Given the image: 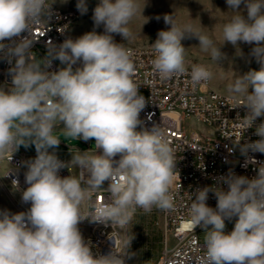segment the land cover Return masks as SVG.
<instances>
[{
	"label": "clouds",
	"instance_id": "1",
	"mask_svg": "<svg viewBox=\"0 0 264 264\" xmlns=\"http://www.w3.org/2000/svg\"><path fill=\"white\" fill-rule=\"evenodd\" d=\"M54 2L0 0V59L9 63L11 77L10 84L0 86V157L21 146L36 151L23 162L27 187L21 200L30 208L19 213L0 210V264H125V257L136 255L129 251L133 238L123 241V251L115 244L109 254L94 255L78 225L90 220L124 229L137 209L176 210L174 149L163 127L142 126L139 116L146 100L135 82V54L124 43L133 38L129 24L139 10L138 0H100L93 20L103 25V34L92 31L59 45L49 42L47 54L37 60L31 51L32 31L48 23ZM226 4L234 14L222 27L219 46L191 23L180 24L166 14L164 23L170 27L159 31L151 44V66L161 80L186 73V39L196 38L215 62L227 60L221 51L225 42L237 55H243L240 43L254 45L249 57L259 70L240 74L227 86L236 108L246 110L242 123L248 129L264 118V0ZM76 7L81 14L87 12L85 0H77ZM114 35L123 42H116ZM54 60L63 67L48 71ZM212 76L204 65L191 66L194 85ZM57 125L67 137L93 140L96 151L77 148L69 151V161L59 159ZM255 135L259 139L254 142H235L246 158L250 152L264 154V122L256 125ZM65 168H76L79 174L62 177ZM256 172L250 179L229 170L215 187L193 193L185 227L203 230L200 264H264V163ZM105 182L107 201H93L92 194ZM12 184L19 189L17 179ZM210 192L215 208L207 204ZM86 203L92 209L87 214ZM226 221H234L230 232Z\"/></svg>",
	"mask_w": 264,
	"mask_h": 264
},
{
	"label": "built area",
	"instance_id": "2",
	"mask_svg": "<svg viewBox=\"0 0 264 264\" xmlns=\"http://www.w3.org/2000/svg\"><path fill=\"white\" fill-rule=\"evenodd\" d=\"M52 12L48 23L37 26L32 31L31 51L36 50L40 55L48 51L49 42L59 45L68 37H77L71 34V30L78 23L80 11L77 8L59 6L52 7ZM22 35L27 36L28 33ZM128 48L135 54L137 64L135 82L146 100L139 119L144 123V128L151 129L153 125H159L166 130L176 161L177 178L173 187L176 210L166 212L153 207L150 211L137 209L133 215L134 217L136 214L158 212L161 217L160 220H155V224L160 226L159 231L163 235V249L157 256L146 257V264H200L204 256L203 230L199 227L195 230L185 227L187 209L193 201V193L197 188L215 187L217 179L227 175L229 170L250 179L256 176V170L264 163V154L250 152L246 158L240 154L235 142L240 141L243 144L259 139L255 135V127L264 122V118H258L251 128L245 129L242 122L246 110L243 107L236 108L229 95L212 88L210 80L194 85L190 78L191 67H187L188 71L184 74L161 80L151 66V60L154 58L151 46ZM60 67L63 65L54 60L48 71H55ZM9 68V63L0 59V86L11 83ZM193 123L205 126L206 131H198L192 126ZM35 156L36 152H26L20 148L13 154L6 153L3 156L7 166L4 178L12 186L13 179L19 181L17 191L20 202L16 213L25 212L30 208V203L26 204L21 200V191L27 187L24 177L27 169L23 162ZM70 174L78 175L79 170L76 169L75 173L72 168L60 171L62 177ZM107 186L105 182L104 188L94 192L92 200L106 202L109 195L106 191ZM221 187L227 190V185ZM216 203L215 195L210 192L208 206L215 208ZM83 211L87 214L92 209L86 203ZM132 219L124 229L90 220L82 221L78 227L94 255H107L114 250L115 244L116 250L123 251L121 238L130 239L128 231ZM233 227L234 221H226V232H230ZM89 234H97V242H89ZM98 238L107 239V250L98 249Z\"/></svg>",
	"mask_w": 264,
	"mask_h": 264
},
{
	"label": "rangeland",
	"instance_id": "3",
	"mask_svg": "<svg viewBox=\"0 0 264 264\" xmlns=\"http://www.w3.org/2000/svg\"><path fill=\"white\" fill-rule=\"evenodd\" d=\"M49 1L53 2V0ZM99 2L100 0H85L87 12L84 14L80 12V19L73 28L77 37L92 31L103 34V25L96 26L93 20L94 9ZM54 4L62 8H77V0H67L66 3H62V0H55ZM138 4L139 10L129 24L133 38L130 41H124L126 47L151 46L155 42L158 32L167 30L170 27V25L164 23L163 17L166 14H173L180 24L191 23L194 27L200 29L203 34L214 39L217 46H219L223 42L222 27L234 14L228 8L226 0H138ZM240 10L246 15L243 4L240 6ZM114 39L118 43L123 42L119 35H114ZM182 43L186 47V67H191L193 64L208 67L213 73L210 79L212 88L223 94L228 95L227 86L237 76L249 70H259L260 68L256 60L249 57L250 50L254 45L240 43L239 48L243 55H237L236 48L225 42L221 47V51L226 54L227 60L215 62L211 59L209 53L200 49L198 46L199 41L196 38L186 39ZM32 52L37 60L42 59L47 54V52H44V55H40L36 50ZM249 59L250 62H247ZM192 126L198 131H206V127L198 123H193ZM62 128V125H57L54 132L61 139L56 153H65L68 150L70 155L69 151H75L77 148L81 151H96L93 140L85 142L67 137L64 135ZM20 150L36 152L34 146L28 148L21 146ZM6 169L7 166L3 157H0V210L6 209L11 213H16L20 197L17 189L4 178ZM160 219L158 212L154 214H136L133 217L131 228L128 231L130 239L133 238L131 241L132 247L129 251L136 255L128 259L129 264H146V254L147 251L150 252L151 248V237L148 236V229L152 223L155 224V220ZM147 225L149 226L147 227ZM155 226L157 230L160 229V226L156 224ZM158 238L159 240L152 245L153 256L159 255L163 249L162 232L159 233Z\"/></svg>",
	"mask_w": 264,
	"mask_h": 264
},
{
	"label": "bare ground",
	"instance_id": "4",
	"mask_svg": "<svg viewBox=\"0 0 264 264\" xmlns=\"http://www.w3.org/2000/svg\"><path fill=\"white\" fill-rule=\"evenodd\" d=\"M49 3H52L49 1ZM52 7H58L56 4H52ZM80 19V16H78V21ZM142 126L144 127V123H142ZM125 238H121V247H123V241H125ZM89 242H97V234H89ZM98 249L99 250H107V239L105 238H98ZM125 264L128 263V258L125 257Z\"/></svg>",
	"mask_w": 264,
	"mask_h": 264
},
{
	"label": "trees",
	"instance_id": "5",
	"mask_svg": "<svg viewBox=\"0 0 264 264\" xmlns=\"http://www.w3.org/2000/svg\"><path fill=\"white\" fill-rule=\"evenodd\" d=\"M149 225H147V227H148ZM159 230H157L156 229V226H155V224L154 223H152L151 225H150V227H149V229H148V236H150L151 237V248H150V252L149 251H147V254H146V257H151V256H153L154 255V252L153 251H151V249H152V245H153V243H155V241H157V240H159ZM149 250V249H148Z\"/></svg>",
	"mask_w": 264,
	"mask_h": 264
},
{
	"label": "crops",
	"instance_id": "6",
	"mask_svg": "<svg viewBox=\"0 0 264 264\" xmlns=\"http://www.w3.org/2000/svg\"><path fill=\"white\" fill-rule=\"evenodd\" d=\"M71 34L77 36L73 28L71 30ZM56 154L59 158L64 159L65 161H69L71 159V155H69L68 150H66L65 153H56ZM72 169H73V173H75L76 168H72Z\"/></svg>",
	"mask_w": 264,
	"mask_h": 264
}]
</instances>
